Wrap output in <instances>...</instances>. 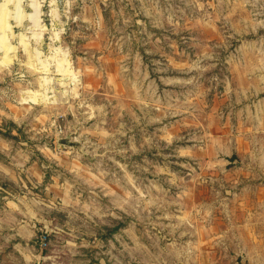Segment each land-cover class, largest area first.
<instances>
[{"label":"rangeland","instance_id":"obj_1","mask_svg":"<svg viewBox=\"0 0 264 264\" xmlns=\"http://www.w3.org/2000/svg\"><path fill=\"white\" fill-rule=\"evenodd\" d=\"M0 4V264H264V0Z\"/></svg>","mask_w":264,"mask_h":264},{"label":"water","instance_id":"obj_2","mask_svg":"<svg viewBox=\"0 0 264 264\" xmlns=\"http://www.w3.org/2000/svg\"><path fill=\"white\" fill-rule=\"evenodd\" d=\"M59 143L66 144V145H69V146H77L78 145V143L73 142L69 138H61V139H59Z\"/></svg>","mask_w":264,"mask_h":264},{"label":"bare ground","instance_id":"obj_3","mask_svg":"<svg viewBox=\"0 0 264 264\" xmlns=\"http://www.w3.org/2000/svg\"><path fill=\"white\" fill-rule=\"evenodd\" d=\"M2 7H3V5L0 4V8H2ZM59 63H60V60H59ZM61 63H64V61L61 62ZM66 63H68V61H67ZM64 64H65V63H64ZM68 64H69V63H68ZM68 64H67V65H68ZM60 65H63V64H60ZM63 66H64V65H63ZM64 68H65V67L62 68V66H61V67L59 66V70H61V73L63 72ZM62 69H63V70H62ZM65 69H67V66H66ZM64 71H65V70H64ZM65 72H66V71H65ZM68 72H69V71H68ZM68 72H67V73H68ZM59 73H60V72H59ZM72 74H74V73H72ZM62 85H63V84H62ZM41 101H42V100H41Z\"/></svg>","mask_w":264,"mask_h":264}]
</instances>
